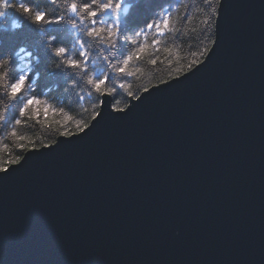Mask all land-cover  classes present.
I'll return each mask as SVG.
<instances>
[{"label": "water", "instance_id": "1", "mask_svg": "<svg viewBox=\"0 0 264 264\" xmlns=\"http://www.w3.org/2000/svg\"><path fill=\"white\" fill-rule=\"evenodd\" d=\"M220 12L195 75L0 181V264H264V0Z\"/></svg>", "mask_w": 264, "mask_h": 264}, {"label": "snow or ice", "instance_id": "2", "mask_svg": "<svg viewBox=\"0 0 264 264\" xmlns=\"http://www.w3.org/2000/svg\"><path fill=\"white\" fill-rule=\"evenodd\" d=\"M49 2L59 8L60 11L50 15L35 6L32 0H0V8L3 9L0 10V20L5 18L8 10H12L27 19L30 25L37 27L40 35L45 37L35 49V56L33 50L24 45H21L13 53H0V70H2L0 71V81H7L3 84V94L10 102H15L18 98L22 101V106L18 112L20 118H16L14 121L16 125L25 123L26 121L22 119L24 117L40 122L41 115L44 117L43 122L49 124V113L59 112L65 114V121L61 125L63 130L57 128L56 132L59 137L68 139L51 140L45 144L43 142L37 143L35 140H27L23 136L18 137L22 143L17 147L26 152L27 155L13 157L9 154L8 159L0 157V181H7L23 169L33 157L56 153L63 147L84 139L106 118L119 119L127 116L132 108L137 106L136 104H133L131 108L127 105L124 108H117L115 113L112 111L105 112L103 109L110 106L114 94H119L118 88L136 101H143L141 95L130 90V85L124 81L129 77L135 78L137 76L139 69L133 70L135 65L150 47H157L158 50L160 38L165 33L173 30L180 31V29H174L171 26L172 6L165 9L163 14L156 19H150L129 41V37L123 28L125 18L122 16V12L124 11L125 0H49ZM204 2L211 6L210 0H204ZM214 2L220 6V15L224 18L225 0L223 2L222 0H214ZM183 19L187 23L191 20V15L186 14ZM204 23L206 29L207 20ZM52 25L60 26L67 35H46L47 32L52 31L50 27ZM21 27V24L13 22V29ZM148 32H153L156 36L151 45L147 43ZM142 37L143 42H141ZM90 43H94L95 47H90ZM211 43L216 48L219 47L220 36L218 35L217 40L211 41ZM124 49L128 50L125 51ZM41 50L48 63L46 70L58 77L60 83L63 84L65 94L75 93L80 100H83L84 96L80 93H85L88 97H92L95 93V103L91 114L87 120H76L75 131H72L68 126L74 117L65 113L63 107L56 108L47 100H41L36 95H24L26 88L31 89L35 86L33 78H38L40 75L39 71L33 69L32 60L35 59L37 65L39 64ZM166 51L168 50L166 49ZM209 52L214 54L215 49L205 47L202 52L198 53V56L207 57ZM14 57L25 62L24 67L16 72H13ZM210 59L209 57L208 61ZM156 63V59L151 60V64L155 65ZM196 65L204 66L205 63L201 59H193L184 67L177 69L175 76L169 74V80L162 79L156 85L142 87L140 92L146 96H151L153 92L161 89L160 85L170 87L172 86L170 81H177L180 76L187 79L186 72L195 75L200 70ZM117 77L120 78L118 88L116 85ZM60 83L57 84L58 88ZM110 84L112 86H109ZM85 89L88 91L85 92ZM85 111L87 110L85 109ZM4 120L5 116L0 115V122ZM16 134V129L13 128L11 135L16 136ZM39 149H46V151L40 152Z\"/></svg>", "mask_w": 264, "mask_h": 264}, {"label": "trees", "instance_id": "3", "mask_svg": "<svg viewBox=\"0 0 264 264\" xmlns=\"http://www.w3.org/2000/svg\"><path fill=\"white\" fill-rule=\"evenodd\" d=\"M35 6L40 10L48 12L50 15L60 11L59 8L50 4L49 0H32ZM205 3L204 0H125L124 11L122 16L125 18L123 25L124 31L129 37V41L134 38L135 33L144 27L150 19H156L163 14L165 9L172 6L171 26L174 29H180L179 32L173 30L165 33L160 38L161 42L157 47H150L148 52L135 65L133 70L139 69L135 78L129 77L124 81L130 85V90L135 91L138 95L141 93L140 88L148 87L149 85H156L160 80H169V74L176 75L177 69H180L190 63L193 59H201L204 57L198 56L205 47H211V41H214L215 36V22L218 15V8L214 0ZM179 4V7L177 5ZM215 9V11H213ZM0 10H3L0 8ZM186 14L191 15V20L184 22ZM210 17V19H209ZM205 20L208 26L205 29ZM21 24L22 27L13 29V22ZM110 22V20H109ZM52 31L46 35H60L66 36L67 33L63 31L60 26H50ZM45 37L40 35L37 27L29 24L28 20L18 15L12 10H8L4 19L0 20V53H13L21 45L33 50L35 49ZM156 36L153 32H148L147 43L151 45ZM143 42V37L141 38ZM90 47H95L94 43H90ZM166 49L168 51H166ZM127 51L128 49H124ZM156 59L155 65L151 64V60ZM25 62L15 58L13 59V72L19 71L24 67ZM32 67L39 71L38 78L34 77L35 86L31 89L26 88L25 96L36 95L41 100H47L56 108L63 107L65 113L74 117L73 121L69 123V128L75 131V122L78 119L87 120L92 112L93 104L95 103V93L92 97H88L85 93H80L84 96L80 100L75 93L70 95L63 91V84L60 83L58 77L50 71H47L48 63L43 57L41 50V59L37 65L35 59L32 60ZM2 71V70H0ZM120 78L117 77L116 85ZM7 81H0V115L5 116V120L0 122V157L8 159L9 154L15 157L17 155H24V151L18 149L17 145L22 143L18 137H26L27 140H35L37 143H49L51 140H56L59 137L56 132L57 128L63 130L61 125L65 121V114L49 113V124L44 123V117L41 115L40 122L35 119L27 117L22 118L25 123L20 125L15 124V119L18 116L19 108L22 106V101L18 98L15 102H10L4 96L3 84ZM60 83V87L57 84ZM109 86H112L111 84ZM88 89H85L87 92ZM119 94H114L112 98V105L114 108H124L129 104V97L123 90L118 88ZM85 109L87 111H85ZM59 122V123H58ZM16 129V136L11 135L12 129ZM26 142V141H23Z\"/></svg>", "mask_w": 264, "mask_h": 264}, {"label": "bare ground", "instance_id": "4", "mask_svg": "<svg viewBox=\"0 0 264 264\" xmlns=\"http://www.w3.org/2000/svg\"><path fill=\"white\" fill-rule=\"evenodd\" d=\"M215 24H216V22H215ZM214 39H215V36H214ZM25 153H26V152H25ZM25 153H24V154H25Z\"/></svg>", "mask_w": 264, "mask_h": 264}, {"label": "rangeland", "instance_id": "5", "mask_svg": "<svg viewBox=\"0 0 264 264\" xmlns=\"http://www.w3.org/2000/svg\"><path fill=\"white\" fill-rule=\"evenodd\" d=\"M113 106V105H112ZM116 109V108H115ZM58 138V137H57Z\"/></svg>", "mask_w": 264, "mask_h": 264}]
</instances>
